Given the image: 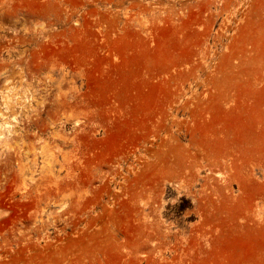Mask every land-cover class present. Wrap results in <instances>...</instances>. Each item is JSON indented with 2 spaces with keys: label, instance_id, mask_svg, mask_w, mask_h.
Returning <instances> with one entry per match:
<instances>
[{
  "label": "rangeland",
  "instance_id": "obj_1",
  "mask_svg": "<svg viewBox=\"0 0 264 264\" xmlns=\"http://www.w3.org/2000/svg\"><path fill=\"white\" fill-rule=\"evenodd\" d=\"M0 264H264V0H0Z\"/></svg>",
  "mask_w": 264,
  "mask_h": 264
},
{
  "label": "clouds",
  "instance_id": "obj_2",
  "mask_svg": "<svg viewBox=\"0 0 264 264\" xmlns=\"http://www.w3.org/2000/svg\"><path fill=\"white\" fill-rule=\"evenodd\" d=\"M10 91H12V90H10ZM16 99L18 100V99H20V98L17 97ZM11 102H13V101H10V100L8 99V97L5 96V112H7V110H8V109H7V105H8V103H11ZM25 102H26V103L29 102V98L26 97V98H25ZM2 118H3L5 121H7V119H8L7 116H3ZM13 123H15V117L12 118V123H7V122H6V123L4 124V130H10L11 127H12V124H13ZM4 215L7 216V215H10V213H4Z\"/></svg>",
  "mask_w": 264,
  "mask_h": 264
}]
</instances>
